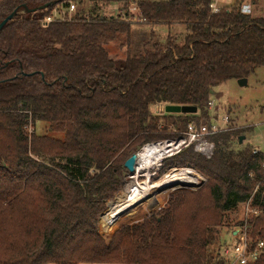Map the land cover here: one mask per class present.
Returning a JSON list of instances; mask_svg holds the SVG:
<instances>
[{"label": "trees", "instance_id": "1", "mask_svg": "<svg viewBox=\"0 0 264 264\" xmlns=\"http://www.w3.org/2000/svg\"><path fill=\"white\" fill-rule=\"evenodd\" d=\"M84 1L94 9L69 22L24 19L0 32V52L13 61L0 81V264H227L223 249L242 225L241 215L231 227L230 215L250 198L260 214L249 218L248 232L264 241V153L239 147L231 127L206 136L210 159L190 146L155 173L190 167L206 179L196 192L159 195L152 213L122 220L134 208L125 193L113 202L131 155L190 124L210 131L214 89L264 67V15H255L256 3L250 14L241 0L212 14V0H143L136 7L144 25L183 26L185 35L166 45L152 35L119 68L105 46L130 37L133 24L94 10L118 5L126 13L129 0H0V22L23 7L50 4L49 16ZM156 105L197 112L164 113L158 131ZM255 264H264V252Z\"/></svg>", "mask_w": 264, "mask_h": 264}, {"label": "rangeland", "instance_id": "2", "mask_svg": "<svg viewBox=\"0 0 264 264\" xmlns=\"http://www.w3.org/2000/svg\"><path fill=\"white\" fill-rule=\"evenodd\" d=\"M143 0H129L127 9H132L136 7V4ZM152 2H161L167 0H150ZM241 10L250 14L252 12L249 6L250 1L252 0H241ZM256 3V7L258 8L257 11H254L255 15L263 16L264 15V0H253ZM223 3H228L226 0H221ZM223 6V4H220ZM75 10L74 15L77 11H83L84 13L88 10L94 9L93 6L87 4L85 1L81 5L74 4ZM249 6V8H247ZM34 9V8H33ZM123 10L121 6L118 5H111L108 7H100L98 10H94V15H99L103 17H114L118 15V12ZM45 10L37 11L33 13H28L26 10L21 9L17 12L14 19L11 23L28 19L30 22L38 23V20L42 18L45 14ZM135 16V13H132ZM10 23V22H9ZM185 33V29L183 26H173L170 28L166 27H154V26H147L144 24L134 23L132 25L131 36L120 35L116 41L108 44L105 46V49L110 57V59L115 64V67H121L127 57L128 52H132L139 49V52L143 50V44L147 42H152L150 40L151 36L153 35V40L158 42L161 45H166L168 42V37L172 38L173 41L177 44L182 43L183 37ZM130 39V42H128ZM5 53L0 52V81L4 79V70L6 67L10 66L13 61H9L8 59L4 58ZM8 76L10 74H7ZM214 93L218 94V96H213L212 101L214 102V107L210 110L209 109V117L212 125H222V119L226 118L227 123L224 125L226 130L227 128L231 127L235 131L239 132V137H244L241 144H238L239 147H250L253 150H257L258 152L264 153V67L258 68L255 70L253 74H251L247 78V86L240 87L237 83V80H229L226 82L221 83L214 89ZM151 113H155V115L160 117V123L158 126V131L162 128L165 124L164 112L163 113H156L155 106L150 108ZM191 125V124H190ZM195 128V126H194ZM41 126L37 125V130H41ZM169 132H172V129H168ZM196 133L200 134L201 137L207 141L206 136L210 131L203 126L198 130L195 128ZM29 133L33 132V129L30 127L28 128ZM218 133V132H217ZM183 134V133H181ZM179 134V135H181ZM178 135V136H179ZM175 138V137H174ZM173 139V138H170ZM165 141V140H164ZM160 141H153L144 144L139 151L147 144H154ZM210 143L209 141H207ZM212 144V143H211ZM233 148L238 149L236 143H233ZM138 151V152H139ZM137 152V153H138ZM180 169H189L193 171L195 177L199 179V184L195 185L194 187L191 185L188 186H174L170 188H166L167 190L162 191L159 194L153 195L150 199H144L141 196L140 190L133 189L130 174L123 179V188L122 190L114 197L113 202L117 196L120 194L125 193L128 201L130 202L131 206L134 208L132 213L126 214L120 217L119 220L132 218L138 212L144 211L147 215L154 211V207L156 205V199L159 195L171 193L177 190H188L191 192H196L200 189L205 183L206 179L200 173L195 171L190 167L185 168H170L163 176L153 175L156 172L155 168H149L147 171L140 172L137 185H141L146 181L145 177L143 176L145 173H148L153 176H150L149 182L151 184H156L162 182L163 178L170 174L174 170ZM201 179V180H200ZM131 185V186H130ZM135 190L140 194L137 195H130L129 192L131 190ZM158 193V192H157ZM242 215L241 213L230 215V226L232 227L234 224L233 222L236 221L237 218H240ZM238 216V217H237ZM229 226V227H230ZM221 228L219 230V238L224 237L226 230L229 228ZM237 228L235 231H237Z\"/></svg>", "mask_w": 264, "mask_h": 264}, {"label": "built area", "instance_id": "3", "mask_svg": "<svg viewBox=\"0 0 264 264\" xmlns=\"http://www.w3.org/2000/svg\"><path fill=\"white\" fill-rule=\"evenodd\" d=\"M226 1L229 2L230 0ZM221 3V0L211 1L209 9L212 14H217L220 12L221 8L223 7L220 5ZM249 6L247 8H249ZM74 10V4H69L67 8L56 7L49 16L44 14V16L38 20V24L41 26H47L51 23L69 22L74 18ZM242 12L246 13L243 10ZM132 13H135V16H133ZM137 14L138 9L137 7H134L132 9H128L126 13H124V11H119L115 18L120 17L127 23L143 24L145 20L138 17ZM208 107L211 110L214 107V102L210 101L208 103ZM155 109L156 113L164 112L163 105H156ZM222 120V125H212L209 133L223 131L225 129L224 125L227 123V119L224 118ZM150 146L157 148L160 147L161 149L165 150L163 160L159 163V166L155 168L156 172L162 168V163L165 160L176 156L182 150L187 149L190 146H193V150L196 154L204 157L205 159H210L214 151V145L205 141L200 134H197L193 125H188L186 132L173 139H167L154 144H147L143 148ZM253 153L256 154L258 151L254 150ZM262 168H264V161L262 163ZM151 178H153V176ZM198 184L199 180L196 185ZM257 190L258 189H256V191ZM251 202L252 199L250 198L248 201L242 204V225L237 231L233 232L232 242L223 249V257L226 259L227 264H255L264 252V241L253 239L248 232L247 222L249 218L256 217L260 214L258 208L252 207Z\"/></svg>", "mask_w": 264, "mask_h": 264}, {"label": "bare ground", "instance_id": "4", "mask_svg": "<svg viewBox=\"0 0 264 264\" xmlns=\"http://www.w3.org/2000/svg\"><path fill=\"white\" fill-rule=\"evenodd\" d=\"M165 150L161 149L160 147H145L142 150L138 152L137 155V162L135 165V171L130 176L131 179V185L133 189L140 190L141 196L146 200L148 197L153 196L157 192L174 187V186H195L198 182V178L194 176L193 171L189 169H180V170H174L170 174L166 175L162 182L151 184L149 182L150 174L148 176V173H145L143 176L145 177L146 181L141 184L137 185V180L139 178L140 172L147 171L149 168H156L159 166V163L163 160ZM130 185V186H131ZM131 190L129 192L130 195H137L140 194L135 190Z\"/></svg>", "mask_w": 264, "mask_h": 264}, {"label": "water", "instance_id": "5", "mask_svg": "<svg viewBox=\"0 0 264 264\" xmlns=\"http://www.w3.org/2000/svg\"><path fill=\"white\" fill-rule=\"evenodd\" d=\"M50 6V4H46L43 5L41 7H38L37 9H27L26 7H23L24 10H26V12L28 13H33V12H37V11H43L46 10L48 7ZM18 12V9L15 10L14 12H12L11 14H9L7 17H5L1 22H0V32L1 30L9 23L11 22L14 17L16 16ZM237 83L240 87H246L247 86V79H240L237 80ZM197 109L195 107H190V106H165L164 107V113L166 114H182V115H193L196 114ZM244 137H239L238 143L241 144L243 141ZM137 162V153L131 155L123 164L124 169L130 174L132 175L135 171V165ZM167 190V189H165ZM162 190V191H165ZM162 191H160L159 193H161ZM156 193V194H159ZM155 195V194H154ZM153 197V196H151ZM151 197H149L148 199H150Z\"/></svg>", "mask_w": 264, "mask_h": 264}, {"label": "crops", "instance_id": "6", "mask_svg": "<svg viewBox=\"0 0 264 264\" xmlns=\"http://www.w3.org/2000/svg\"><path fill=\"white\" fill-rule=\"evenodd\" d=\"M222 4H223V6H224V5H226L227 3H223V2H222Z\"/></svg>", "mask_w": 264, "mask_h": 264}]
</instances>
